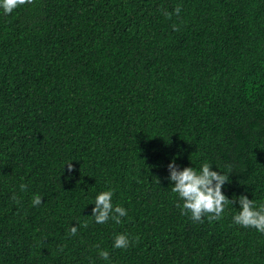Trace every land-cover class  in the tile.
Here are the masks:
<instances>
[{
  "label": "trees",
  "instance_id": "obj_1",
  "mask_svg": "<svg viewBox=\"0 0 264 264\" xmlns=\"http://www.w3.org/2000/svg\"><path fill=\"white\" fill-rule=\"evenodd\" d=\"M173 156L228 173L229 199L264 202V0L0 10V264H264L238 203L215 220L181 211ZM109 188L127 213L97 223Z\"/></svg>",
  "mask_w": 264,
  "mask_h": 264
},
{
  "label": "clouds",
  "instance_id": "obj_2",
  "mask_svg": "<svg viewBox=\"0 0 264 264\" xmlns=\"http://www.w3.org/2000/svg\"><path fill=\"white\" fill-rule=\"evenodd\" d=\"M23 2L24 0H0V10L4 13L12 12ZM67 167L69 171L72 169L71 162ZM167 169L171 191L181 198V211L187 210L191 219L200 220L204 214H208L209 220L219 219L224 214L226 205L238 203L239 207H236L238 210L233 211L232 221L264 233V202L250 199L243 193L235 196V199H229L222 191V187L229 181L228 173L217 167L214 169L208 162L202 163L199 168L191 165L181 167L177 163L176 156L169 159ZM112 196L113 191L110 188L96 193L90 215L95 222L104 223L111 218L118 223L120 217L126 215L127 209L120 204H113ZM41 201L42 197L39 194H33L31 200L33 205L40 204ZM76 231L75 225L69 229L73 234ZM128 244V236L125 233H118L113 239L112 247L126 248ZM99 255L107 259L109 253L101 249Z\"/></svg>",
  "mask_w": 264,
  "mask_h": 264
}]
</instances>
